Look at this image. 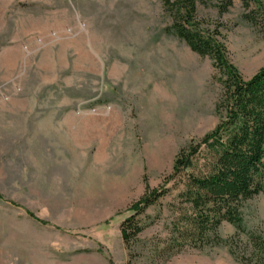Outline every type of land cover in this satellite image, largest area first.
<instances>
[{
	"label": "rangeland",
	"instance_id": "obj_1",
	"mask_svg": "<svg viewBox=\"0 0 264 264\" xmlns=\"http://www.w3.org/2000/svg\"><path fill=\"white\" fill-rule=\"evenodd\" d=\"M217 2L198 18L249 79L264 23L241 0ZM172 24L165 0H0V264H264L250 241L264 234V193L245 203L243 231L222 222L224 242L178 236L182 181L166 180L218 123L221 83ZM147 185L170 191L127 245L120 227Z\"/></svg>",
	"mask_w": 264,
	"mask_h": 264
},
{
	"label": "trees",
	"instance_id": "obj_2",
	"mask_svg": "<svg viewBox=\"0 0 264 264\" xmlns=\"http://www.w3.org/2000/svg\"><path fill=\"white\" fill-rule=\"evenodd\" d=\"M212 1L165 0L173 16L168 31L184 40L192 51L210 57L221 83L215 106L218 123L199 140H191L180 148L166 180L175 188L177 179L182 181L178 198L183 204V223L175 225L178 236L190 247L224 242L218 234L223 221L243 231L245 203L264 193V65L245 79L230 60L218 27H202L198 6ZM241 2L246 19L254 24L264 23V0ZM232 5L233 0L217 2L220 12ZM169 191L147 185L143 196L132 204L133 214L120 227L127 245L143 231L138 215ZM250 241L264 263V234L252 233Z\"/></svg>",
	"mask_w": 264,
	"mask_h": 264
}]
</instances>
